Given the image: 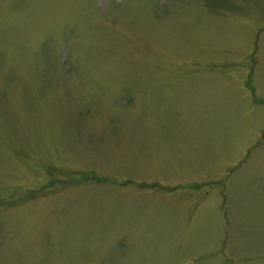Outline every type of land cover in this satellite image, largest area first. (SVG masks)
<instances>
[{
    "label": "rangeland",
    "instance_id": "1",
    "mask_svg": "<svg viewBox=\"0 0 264 264\" xmlns=\"http://www.w3.org/2000/svg\"><path fill=\"white\" fill-rule=\"evenodd\" d=\"M0 264H264V0H0Z\"/></svg>",
    "mask_w": 264,
    "mask_h": 264
}]
</instances>
